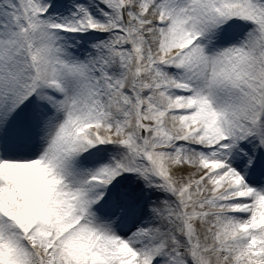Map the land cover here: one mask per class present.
Returning a JSON list of instances; mask_svg holds the SVG:
<instances>
[{"label":"snow or ice","instance_id":"snow-or-ice-1","mask_svg":"<svg viewBox=\"0 0 264 264\" xmlns=\"http://www.w3.org/2000/svg\"><path fill=\"white\" fill-rule=\"evenodd\" d=\"M0 264H264V0H0Z\"/></svg>","mask_w":264,"mask_h":264}]
</instances>
